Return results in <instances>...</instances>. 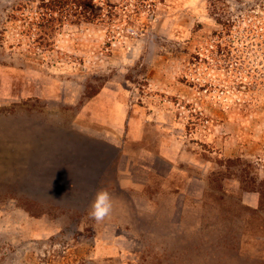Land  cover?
Masks as SVG:
<instances>
[{
	"label": "rangeland",
	"instance_id": "1",
	"mask_svg": "<svg viewBox=\"0 0 264 264\" xmlns=\"http://www.w3.org/2000/svg\"><path fill=\"white\" fill-rule=\"evenodd\" d=\"M42 1L0 0V264H264V0Z\"/></svg>",
	"mask_w": 264,
	"mask_h": 264
},
{
	"label": "trees",
	"instance_id": "2",
	"mask_svg": "<svg viewBox=\"0 0 264 264\" xmlns=\"http://www.w3.org/2000/svg\"><path fill=\"white\" fill-rule=\"evenodd\" d=\"M74 1H76V0H74ZM67 2H68V0H43L42 5H44V8L51 11L52 8H50V7H55V9H57L56 7L64 8V6L68 5ZM77 4L82 6V8L86 6V2L85 3L77 2Z\"/></svg>",
	"mask_w": 264,
	"mask_h": 264
}]
</instances>
